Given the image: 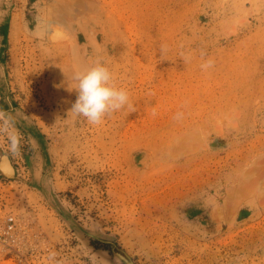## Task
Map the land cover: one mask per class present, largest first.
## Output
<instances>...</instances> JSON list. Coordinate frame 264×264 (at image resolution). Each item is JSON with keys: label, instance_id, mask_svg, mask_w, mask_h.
Returning a JSON list of instances; mask_svg holds the SVG:
<instances>
[{"label": "rangeland", "instance_id": "1", "mask_svg": "<svg viewBox=\"0 0 264 264\" xmlns=\"http://www.w3.org/2000/svg\"><path fill=\"white\" fill-rule=\"evenodd\" d=\"M0 111V264H264V0H0Z\"/></svg>", "mask_w": 264, "mask_h": 264}, {"label": "clouds", "instance_id": "2", "mask_svg": "<svg viewBox=\"0 0 264 264\" xmlns=\"http://www.w3.org/2000/svg\"><path fill=\"white\" fill-rule=\"evenodd\" d=\"M165 51L166 45H161V53ZM211 66L212 61L209 60L202 67ZM72 79L77 98L70 111L76 117L84 118L90 125L101 126L117 112L134 110L127 89L117 85L115 74L102 60L95 61L86 69L75 71ZM156 114V110L153 109L152 115ZM182 118L183 112L178 111L174 116L176 120ZM0 133L8 135L11 149L17 151L19 134L13 127L12 118L2 111H0Z\"/></svg>", "mask_w": 264, "mask_h": 264}]
</instances>
